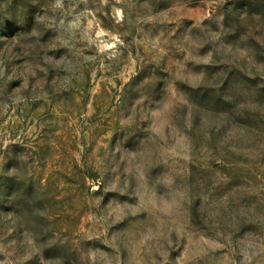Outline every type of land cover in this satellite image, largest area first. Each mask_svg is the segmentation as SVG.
<instances>
[{
    "label": "rangeland",
    "instance_id": "rangeland-1",
    "mask_svg": "<svg viewBox=\"0 0 264 264\" xmlns=\"http://www.w3.org/2000/svg\"><path fill=\"white\" fill-rule=\"evenodd\" d=\"M0 264H264V0H0Z\"/></svg>",
    "mask_w": 264,
    "mask_h": 264
}]
</instances>
